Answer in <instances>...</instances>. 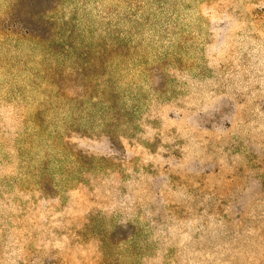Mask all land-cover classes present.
I'll return each instance as SVG.
<instances>
[{
  "label": "rangeland",
  "instance_id": "1",
  "mask_svg": "<svg viewBox=\"0 0 264 264\" xmlns=\"http://www.w3.org/2000/svg\"><path fill=\"white\" fill-rule=\"evenodd\" d=\"M0 264H264V0H0Z\"/></svg>",
  "mask_w": 264,
  "mask_h": 264
}]
</instances>
